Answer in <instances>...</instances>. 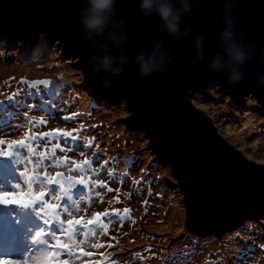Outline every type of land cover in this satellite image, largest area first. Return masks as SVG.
<instances>
[{"label": "rangeland", "instance_id": "1", "mask_svg": "<svg viewBox=\"0 0 264 264\" xmlns=\"http://www.w3.org/2000/svg\"><path fill=\"white\" fill-rule=\"evenodd\" d=\"M77 60L64 52L60 40L43 33L33 41L0 34V138L25 141L13 147V159L0 158V177L5 172L1 163L12 160V168H7L10 182L2 187L45 191L46 200L59 203L57 211L65 221L91 219L97 212L109 215L101 218L104 227L76 226L68 232L66 223L45 226L38 214L40 204L0 207V226L9 218L20 221L11 236L4 237L11 246H1L0 255L23 258L27 253L59 251L66 264H264V217L246 219L241 228L221 235L198 237L187 230L182 192L170 165L155 157L145 131L130 125L125 100L98 96L88 88ZM25 80L49 83L31 88ZM94 96L105 99L103 106ZM242 99L233 101L212 85L194 101L226 140L246 158L264 164V109L253 95ZM0 149L7 150V144ZM45 172L86 182L63 179L61 189L47 182ZM29 176L34 178L31 185ZM45 227L70 248L54 249L51 235L33 240Z\"/></svg>", "mask_w": 264, "mask_h": 264}, {"label": "water", "instance_id": "2", "mask_svg": "<svg viewBox=\"0 0 264 264\" xmlns=\"http://www.w3.org/2000/svg\"><path fill=\"white\" fill-rule=\"evenodd\" d=\"M223 3L199 0V7L185 17L191 33L177 44L159 31L157 17L145 18L139 12V0H118V11L128 20L124 31L129 38V64L123 77L111 89H105L100 76L93 79L85 75L88 56L94 49L82 39L78 28L82 0L79 5L74 0H0L1 35L33 41L43 33L52 41L60 40L67 55L78 57L76 63L89 89L98 96L126 101L130 125L145 131L155 157L170 165L182 192L186 228L198 237L220 235L241 226L246 219L264 217V165L246 158L226 140L194 101L203 88L215 85L235 101L253 95L264 109V88L257 87L256 81V58L245 66L244 80L238 86L230 85L225 75L207 67L212 56L221 51L216 42ZM234 15L246 37L264 46V0H239ZM200 25L205 26L203 63L197 59L194 43ZM160 40L173 56V64L168 65L171 78L156 74L138 79L134 57ZM25 81L31 88L44 84L40 80Z\"/></svg>", "mask_w": 264, "mask_h": 264}, {"label": "clouds", "instance_id": "3", "mask_svg": "<svg viewBox=\"0 0 264 264\" xmlns=\"http://www.w3.org/2000/svg\"><path fill=\"white\" fill-rule=\"evenodd\" d=\"M82 2L84 7L79 13V32L82 39L94 49L88 56L85 75L93 79L100 76L102 87L111 89L113 83L123 77L129 64L126 51L129 38L124 31L128 20L118 11V0ZM238 2L239 0H224L221 29L216 42L221 51L212 56L207 67L216 74L225 75L230 85L238 86L244 80L247 71L245 66L256 58L259 64L256 71L257 87L264 88V46H257L237 27L234 13ZM80 3L81 0H74V4ZM138 7L145 18L157 17L161 22L159 31L174 38L175 43L179 44L182 37L186 38L191 33V29L186 26L185 17H190L194 8L199 7V0H139ZM204 31L205 26L200 25V34L194 41L197 59L202 63L205 59ZM133 63L140 80L149 79L156 74L171 78L168 65L173 64V56L165 51L163 40L139 52Z\"/></svg>", "mask_w": 264, "mask_h": 264}, {"label": "snow or ice", "instance_id": "4", "mask_svg": "<svg viewBox=\"0 0 264 264\" xmlns=\"http://www.w3.org/2000/svg\"><path fill=\"white\" fill-rule=\"evenodd\" d=\"M42 83L47 84L48 81H42ZM15 93H13V96ZM12 98V97H9ZM43 136H50L52 133H43ZM64 135H68V133H64ZM25 141L23 139L21 140H11L8 141L6 139L0 138V146L7 144V150L0 149V158H6L11 157L13 155H16V153L13 151V147L15 145H23ZM59 147V145H56ZM83 155V153L81 154ZM67 160V157L65 158ZM75 164L76 168L80 167V164L73 162ZM83 163L86 165L89 162L87 160L83 161ZM6 164V162H5ZM74 169L70 168L69 171H73ZM14 172L11 173L13 176ZM109 175H112L111 172L108 173ZM44 176L47 178V182L49 184H60L61 189H63V179H68L69 183H85L86 181L83 179H75L72 177L64 178L63 174L60 172H57L55 175H48L47 172L44 173ZM33 177H28L29 185L33 182ZM10 182V174L8 172L7 167H5V172L2 177H0V207L3 208H10V207H19V208H29L33 207L36 204H40L41 207L39 209L38 214L43 219V224L45 226L51 225L53 223H56L58 225H64L67 224L66 231L71 232L73 231L76 226H82L84 228L89 227L90 225L94 224H100L101 227H104L102 224V217L109 215L107 212H97L93 213L91 219H85L84 217H73L70 219L62 220L60 219L58 209L60 207L59 203H54L46 200L44 197L46 195L45 191H33L31 190V187H29V190L27 191H13V190H5L2 187V184ZM99 187H105L104 183L102 181L96 182ZM16 188H19V185H15ZM108 191H112L111 188L108 189ZM64 195H68V192H64ZM55 200L59 201L61 199L60 196H56L54 198ZM65 212L68 211L67 208L64 209ZM128 210L125 209V212ZM69 216H71V213H69ZM20 221L18 219L9 218L6 219L2 226H0V234H2L5 238L8 237V235L12 232L13 225H18ZM49 235L53 237L55 240V244L52 245L54 249L57 250H63V249H69L70 245L63 243L61 239L55 236V233H50L49 230L45 227V229L39 230L35 233L33 240H37L40 238H46ZM96 247H103V245H96ZM82 255H91V253L83 252V250H80ZM55 260L57 264H66V262L60 260V252L59 251H43L40 255H25L23 258H15L13 256L9 255H0V264H51V261Z\"/></svg>", "mask_w": 264, "mask_h": 264}, {"label": "trees", "instance_id": "5", "mask_svg": "<svg viewBox=\"0 0 264 264\" xmlns=\"http://www.w3.org/2000/svg\"><path fill=\"white\" fill-rule=\"evenodd\" d=\"M28 84V83H27ZM74 85V84H73ZM198 90V89H197ZM93 99H98L97 97H95L94 96V98ZM91 100H92V98H91ZM98 100H100V101H102L101 102V106H103V104L102 103H104V101H105V99L104 98H99ZM233 100V99H232ZM258 102H260L259 100H258V98L256 99ZM233 101H235V100H233ZM241 101H243V99H241V100H239L238 102H241ZM263 105V104H262ZM264 106V105H263ZM241 108H242V106H241ZM5 122V121H4ZM256 163H258V162H256ZM258 164H263V163H258ZM264 165V164H263ZM4 167H7V168H12V166H11V164H9V163H7L6 162V164L4 163ZM244 223V222H243ZM243 225H245V223L243 224ZM243 225H241V227L243 226ZM240 227V226H239ZM240 227V228H241ZM194 250V249H193Z\"/></svg>", "mask_w": 264, "mask_h": 264}, {"label": "bare ground", "instance_id": "6", "mask_svg": "<svg viewBox=\"0 0 264 264\" xmlns=\"http://www.w3.org/2000/svg\"><path fill=\"white\" fill-rule=\"evenodd\" d=\"M27 41H29V39H28ZM180 215H181V214H180ZM12 233H13V229H12V232L8 235V237H10ZM220 235H221V234H220ZM0 236H2V234H0ZM0 247H1V246H0ZM184 255H189V252H186Z\"/></svg>", "mask_w": 264, "mask_h": 264}]
</instances>
